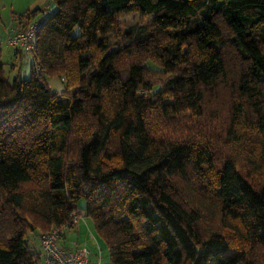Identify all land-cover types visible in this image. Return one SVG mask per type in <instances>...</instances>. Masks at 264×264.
I'll list each match as a JSON object with an SVG mask.
<instances>
[{
	"label": "trees",
	"instance_id": "1",
	"mask_svg": "<svg viewBox=\"0 0 264 264\" xmlns=\"http://www.w3.org/2000/svg\"><path fill=\"white\" fill-rule=\"evenodd\" d=\"M130 12L146 21L118 42ZM26 15L40 23L29 78L17 55L9 80L0 49V264H42L29 235L77 209L110 264H264V0H48ZM226 87L225 157L202 134L152 130L207 119Z\"/></svg>",
	"mask_w": 264,
	"mask_h": 264
},
{
	"label": "rangeland",
	"instance_id": "2",
	"mask_svg": "<svg viewBox=\"0 0 264 264\" xmlns=\"http://www.w3.org/2000/svg\"><path fill=\"white\" fill-rule=\"evenodd\" d=\"M32 1L34 0H0V9H2V6L5 2V9H4L5 11H3V15H2L3 21L8 20L9 18V13L7 10H8V6L10 3H14L16 6L23 7L25 6L26 3H31ZM6 14L7 16L5 17ZM145 21L146 19L142 18L140 14L137 12H130L128 14L120 15L118 17V24H119L120 31L123 33V36L122 38L118 40V42H123V38L125 37L124 32L126 30L131 29L133 26H138L139 24ZM7 26L8 25H6V28L9 29L11 25L9 27ZM77 32L78 30L76 29L74 33H77ZM3 38H4V35L0 39L1 62L4 65V71H5L7 78L11 80L14 78L15 74L17 73V69L20 66V61L18 60V63H15L12 61L13 59H12L11 48L7 46ZM110 41L113 44L112 47L116 48V45L114 44L115 40L111 38ZM11 65L15 66V72L13 73H12V69H10ZM149 66L152 70H159V68L156 66H153V65H149ZM20 68H21L22 75H25V78H29L30 76L29 67H24L21 65ZM157 72H160V73L156 74L155 72H152L151 74H149V76L157 81H163L167 78L163 73H161V71H157ZM48 84L55 92L59 94L65 90L62 79L58 77H53L49 79ZM216 95H218L217 100L213 99L210 103L208 102L203 108L204 109L203 111L206 114L205 116H208L207 119H203L202 117L198 119L197 117H195L196 116L195 114L184 113L182 116L171 118L169 120L168 119L152 120L151 121L152 130L160 129L159 124L162 122L164 126L170 125L172 127L171 128L172 131L175 130V128H179V131H181L182 133V130H183L184 134H185V131H187V129L190 134L192 133L194 135L202 134L203 135L202 139L204 141H208L209 143L211 142L214 149L222 153L221 158L225 157L226 153H229V152H226L227 150L223 149L221 138L222 136H224L225 129L227 128V125H228L227 124L228 115L231 112V105H232V102L234 101V95H233V91H231V89L227 87L225 89H217ZM211 110H212L211 112L212 115L210 114L207 115L209 111ZM200 127L202 128V131H200L199 129ZM203 132H205L206 134H203ZM79 208L81 210V213L83 214V211H84L83 201H80ZM84 219L88 221L90 230L95 235H97L94 229L93 221L89 218H84ZM30 239L34 240L35 235L34 237L33 236L30 237ZM99 241H100L99 242L100 247L102 249L101 264H110L107 248L100 238H99Z\"/></svg>",
	"mask_w": 264,
	"mask_h": 264
},
{
	"label": "built area",
	"instance_id": "3",
	"mask_svg": "<svg viewBox=\"0 0 264 264\" xmlns=\"http://www.w3.org/2000/svg\"><path fill=\"white\" fill-rule=\"evenodd\" d=\"M13 23L7 31L8 44L13 55L22 57V66L28 67L31 55L35 49L36 35L40 28L37 17L31 18L27 15L19 18L14 17ZM34 69L39 71L37 62L33 63ZM79 209L72 213L70 220L59 227H52L45 233H40L38 246L40 249L42 264H101V255L93 259L90 251L85 247L66 250L60 245V239L70 229L79 226Z\"/></svg>",
	"mask_w": 264,
	"mask_h": 264
},
{
	"label": "crops",
	"instance_id": "4",
	"mask_svg": "<svg viewBox=\"0 0 264 264\" xmlns=\"http://www.w3.org/2000/svg\"><path fill=\"white\" fill-rule=\"evenodd\" d=\"M47 1L48 0H34L31 3H26L25 6L23 7L21 6L19 7V6H16L14 3H10L8 6V10H7L9 13V18L8 20L3 21L2 15H3V11H5L4 10L5 2H4L2 9H0V17H1L0 24L3 25V26L0 25V39L4 35L3 39L5 40L7 46L11 48L10 45L8 44V35H7L8 28H6V25H8L7 27H9L10 25L14 24L13 23L14 17H17L18 15L23 14L26 11H31L38 7H43ZM6 16L7 14L5 15V17ZM11 52H12V49H11ZM12 59H13L12 60L13 62L18 63V57L16 55H13V53H12ZM13 72H15V68L12 70V73ZM79 221L80 222H79V226L77 229L68 230L65 236L60 239V245L66 250H73L79 247H85L90 251L92 258L95 259L98 257V255L102 254V249L100 247L99 238L97 235H95L90 230L88 221L84 219L83 216H80ZM34 235H35V239L34 240L30 239V237L32 236L34 237ZM38 237H39V232H34L30 234L29 243L35 250L40 252V249L38 246Z\"/></svg>",
	"mask_w": 264,
	"mask_h": 264
}]
</instances>
